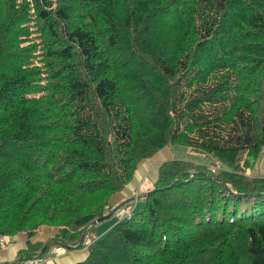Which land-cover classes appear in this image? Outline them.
Returning <instances> with one entry per match:
<instances>
[{
	"label": "trees",
	"instance_id": "1",
	"mask_svg": "<svg viewBox=\"0 0 264 264\" xmlns=\"http://www.w3.org/2000/svg\"><path fill=\"white\" fill-rule=\"evenodd\" d=\"M172 145L219 168L162 163L132 220L93 238ZM263 149L264 0H0V237L26 234L16 264L77 246L74 264H264ZM41 227L51 242L30 241Z\"/></svg>",
	"mask_w": 264,
	"mask_h": 264
},
{
	"label": "crops",
	"instance_id": "2",
	"mask_svg": "<svg viewBox=\"0 0 264 264\" xmlns=\"http://www.w3.org/2000/svg\"><path fill=\"white\" fill-rule=\"evenodd\" d=\"M174 157L175 155L172 147L167 146L161 149L152 158L143 161L140 164L133 181L129 183L122 192L114 195L110 199V206L112 210L120 204H130L131 206L132 202L140 200L152 187V184L157 176L158 167L166 161L177 160ZM147 184L150 186L146 188L145 186ZM143 188H146L145 191ZM113 226L114 225L112 223L105 226L101 229L99 234H94L93 238L97 239L101 237ZM97 228L100 229L101 227L98 226ZM57 231L58 228L55 227H41L38 229L35 236L30 239V241L51 242ZM7 238L9 244L6 246L0 245V264H16L18 260V253L26 248L28 238L24 233L18 234L14 237L7 236ZM50 250L51 249L45 253L48 254L44 257L46 260L45 264H74L84 260L89 253V250L86 247L82 249H64L60 251V255L58 257H54L51 255Z\"/></svg>",
	"mask_w": 264,
	"mask_h": 264
},
{
	"label": "rangeland",
	"instance_id": "3",
	"mask_svg": "<svg viewBox=\"0 0 264 264\" xmlns=\"http://www.w3.org/2000/svg\"><path fill=\"white\" fill-rule=\"evenodd\" d=\"M35 36L36 35H34L33 37H35ZM171 147H172V150H173L174 155H175L174 158L177 160H186V161H190V162L197 163L199 165H205V166H210V165L214 164L213 158L210 155L200 153V152L195 151L193 149L181 147L179 145H172ZM252 170H253V172H250V175H254L257 177H264V153L263 152H262L260 158L258 159V161L255 163L254 167H252ZM191 175H194V173H192ZM148 186H150V185L147 184L145 187L147 188ZM146 188H143L144 191ZM131 207H132V214L139 212L143 207L142 199H140L136 202H132ZM111 223L113 225L118 223V220H117L115 214L113 216H111L110 218L102 221L98 225H96L94 233L99 234L101 229H103L105 226H107ZM98 226H100L101 228L98 229L97 228ZM47 255L48 254H45V256H47ZM44 257L42 259H44ZM21 264H23V263H21Z\"/></svg>",
	"mask_w": 264,
	"mask_h": 264
},
{
	"label": "built area",
	"instance_id": "4",
	"mask_svg": "<svg viewBox=\"0 0 264 264\" xmlns=\"http://www.w3.org/2000/svg\"><path fill=\"white\" fill-rule=\"evenodd\" d=\"M219 168V163L216 162L213 165L208 166V169L210 171H215ZM115 216L119 222H124V221H130L133 218V214H132V207L130 205H124L123 207H121L120 209H118L115 212ZM7 236H1L0 237V245L1 246H6L9 244V242L7 241ZM88 244V243H87ZM64 250L63 247H52L50 250V253L52 256L54 257H58L60 255V251ZM46 260L39 258V257H34L31 258L25 262H23V264H45Z\"/></svg>",
	"mask_w": 264,
	"mask_h": 264
},
{
	"label": "water",
	"instance_id": "5",
	"mask_svg": "<svg viewBox=\"0 0 264 264\" xmlns=\"http://www.w3.org/2000/svg\"><path fill=\"white\" fill-rule=\"evenodd\" d=\"M146 195H150V193H147ZM124 205H125V204H120V205L116 206L113 210H111V212H110L107 216H104V217H101V218L97 219V220L93 223V225L95 226V225L101 223L102 221H104V220L110 218L111 216H113V214H114L119 208H121V207L124 206ZM83 240H84V236H82L79 245H81V243L83 242ZM77 247H78V246H77ZM77 247H75V248H77ZM68 249H73V248H68ZM43 253H44V250H43L42 252H40L39 257L42 256Z\"/></svg>",
	"mask_w": 264,
	"mask_h": 264
},
{
	"label": "clouds",
	"instance_id": "6",
	"mask_svg": "<svg viewBox=\"0 0 264 264\" xmlns=\"http://www.w3.org/2000/svg\"><path fill=\"white\" fill-rule=\"evenodd\" d=\"M122 207H123V206H122ZM119 209H120V208H119ZM114 214H115V213H114ZM114 214H113V215H114ZM74 248H75V247H74ZM64 249H65V248H64ZM69 250H70V249H69Z\"/></svg>",
	"mask_w": 264,
	"mask_h": 264
}]
</instances>
